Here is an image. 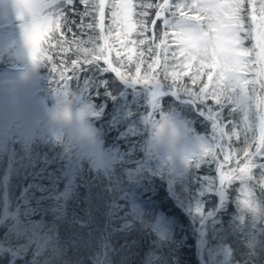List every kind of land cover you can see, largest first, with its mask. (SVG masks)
<instances>
[{"label": "trees", "instance_id": "1", "mask_svg": "<svg viewBox=\"0 0 264 264\" xmlns=\"http://www.w3.org/2000/svg\"><path fill=\"white\" fill-rule=\"evenodd\" d=\"M128 2L138 5L140 0H107L109 6ZM62 7L66 19L60 20V27L38 35L47 67L36 76L33 91L42 99L51 84L62 86L60 73L73 76L71 61L78 60L84 70L68 83L94 102L93 122L106 149L104 164L99 166L57 145L38 121L26 131L22 120H11L5 126L0 120V264H264V219L246 218L239 204L249 186L264 199L262 170L253 167L252 179L245 184L239 180L225 183L220 178V171L229 173L244 166L248 160L245 150L255 151L258 120L252 119L253 128L245 133L243 114L229 105L221 112L220 122L225 131L238 135L222 142L223 151L215 150L216 160L204 155L188 167H164L145 148L150 121L171 111L190 138L199 137L212 147L214 115L220 111L212 99L205 102L170 84L172 71H181L179 62L184 59L179 54L177 30L167 29L166 50L154 49L160 53L162 66L167 57L169 79L164 80L162 69L157 68L163 83L145 84L104 69L108 65L103 57L96 61V53L87 55L95 67L85 64L86 54L77 53L75 41H82L80 47L91 51L94 45H103L100 37L106 36L113 49L108 58L125 77L135 75L137 54L144 51L140 76L145 77L153 59L147 48L154 39L160 42L163 29L160 21L151 24L155 8L144 18L151 30L142 34L138 7L133 9L131 33L119 20L113 23L110 7L105 8L103 31L98 18L94 20V10L83 15L87 6L80 0ZM245 8V29L240 35L244 37L242 47L250 50L254 40L247 34L252 14L247 0ZM4 25L15 31L19 22L14 16ZM145 37V45L128 43ZM121 41L127 47L121 48ZM130 48L134 49L131 63L127 61ZM53 64L56 72L51 71ZM13 70L17 66L12 56L0 52V75ZM185 71L188 75L178 83L195 91L207 81L204 74L192 84L195 64ZM244 74L251 81L255 72L244 70ZM248 90L251 95V84ZM256 95H261L258 87ZM254 159L256 164L264 163V156Z\"/></svg>", "mask_w": 264, "mask_h": 264}, {"label": "snow or ice", "instance_id": "2", "mask_svg": "<svg viewBox=\"0 0 264 264\" xmlns=\"http://www.w3.org/2000/svg\"><path fill=\"white\" fill-rule=\"evenodd\" d=\"M24 4L25 9L31 18L34 30V38L38 43V33L42 30H49L55 32L60 27V20L64 17L63 5L71 7L74 0H31L30 3ZM80 2L87 6L83 15L88 16L94 10L98 18L99 27L101 31L104 29L105 8L110 7L111 17L113 23L119 20L126 25L127 32L133 31L134 25L131 17L134 14L133 9L139 8L138 15L142 18L139 23L143 33H147L151 29L148 27L146 18L149 15L148 10L155 8V18L151 21L154 26L158 21L161 22L163 29L160 42L149 44L147 53L153 56L151 63L146 69V76H140V65L144 63V51L137 54L139 63L135 66V75L125 77L122 75L118 67L112 66V60L108 57L111 55L113 49L108 44V38L102 36L104 40L103 45H94L91 51L88 48H82L80 45L82 41H75L77 53H84V63L93 65V61L87 58L88 54L96 53L94 59L99 61L101 57L104 58L108 67L104 68L110 70L118 75L121 79L136 80L145 84H162L160 73L156 72L157 68H161L164 80L169 79V69L167 65V57L165 56V64H160V53L154 52V49L164 48L166 50V38L168 37V28H174L176 32V40L179 45V54L184 59L179 62L181 71L175 70L171 73V85L182 92H188L203 98L205 102L212 99L215 105L219 107L220 111L214 115L215 121V137L214 145L209 147L207 156L213 157L216 160V149L223 151V141L231 139L233 135H238L233 130L225 131L224 126L220 122V115L223 109L229 105L233 106V110L239 109L243 114V124L245 133L253 128L252 119L258 120L259 123V140L258 145L253 152L244 151V156L248 158L243 167H237L235 170L225 173L220 171V178L223 182L231 183L233 180H239L246 183L252 179L251 169L253 167L262 170L261 175L264 176V163L256 164L255 157L264 156V0H259V4L255 0H247L251 6V25L248 29V36L254 40L252 48L244 49L242 41L244 37L240 35L244 31L245 25V4L246 0H161L159 3L148 2V0H140L138 5L131 2L128 3H113L110 6L107 0H80ZM196 12L198 15H188V12ZM259 14V18L257 16ZM167 14V15H166ZM171 17V18H170ZM93 24H88L87 27H93ZM69 31L71 29L69 28ZM63 35V34H61ZM61 43V41H57ZM148 42L147 37L141 38L138 41L132 40L128 43L145 45ZM120 47L125 48L127 45L121 41ZM134 49H128L127 61L131 63L133 59ZM253 52L255 55L253 56ZM121 53L116 51L117 60H119ZM175 56V53H173ZM51 60V57H47ZM79 62L76 59L71 61L73 69V76H65L63 71L59 75V80L63 81L62 86L69 87V81L76 79V73L84 69L78 66ZM195 64V72L191 76L193 85L201 80L202 75L206 74L207 81L199 88L198 91L193 88L178 83L183 75H188L187 69H192ZM253 65H259L257 69ZM127 67V65H124ZM244 70L254 71V78L250 81L244 74ZM52 72H56V65L53 64ZM252 85V94H249L248 85ZM257 87L260 89L261 95H256ZM255 107L258 112L254 111ZM213 111V109H212ZM237 127L233 125V128ZM231 132V135H230ZM247 140V136H245ZM229 159L225 155L224 160ZM223 168V165H219ZM264 187V180L261 181Z\"/></svg>", "mask_w": 264, "mask_h": 264}, {"label": "clouds", "instance_id": "3", "mask_svg": "<svg viewBox=\"0 0 264 264\" xmlns=\"http://www.w3.org/2000/svg\"><path fill=\"white\" fill-rule=\"evenodd\" d=\"M19 27L12 35L0 36V52L11 55L17 71L0 77V97L4 109L13 121L22 120L26 94L36 76L47 65L45 50L34 38V30L24 4L14 0ZM41 114L37 118L44 133L67 151H75L103 166L106 149L95 127L94 102L74 87L51 84L42 97ZM37 121H33L36 123ZM150 133L145 148L166 168L188 167L209 151V146L193 141L183 124L171 111L150 121ZM239 204L242 215L249 219H264V199L258 198L251 186Z\"/></svg>", "mask_w": 264, "mask_h": 264}, {"label": "rangeland", "instance_id": "4", "mask_svg": "<svg viewBox=\"0 0 264 264\" xmlns=\"http://www.w3.org/2000/svg\"><path fill=\"white\" fill-rule=\"evenodd\" d=\"M25 3H30L31 0H23ZM220 2H223V0H220ZM229 2H232V0H229ZM199 13L193 12V14L190 15H198ZM16 17L15 13V7H14V0H0V24L2 27V31L0 32V36L2 35H12L15 31L8 30L7 27H5L4 23L9 22L12 20L13 17ZM40 32L38 33V35ZM17 70H13L10 73H5L3 75H0V77L5 75H10L15 73ZM41 104L42 99L33 91V85L29 88L27 94H26V101H25V107H24V117L22 119L24 129L26 131H29L33 128L35 123L33 121H37V118L41 114ZM0 120L4 123V126L8 124L12 119L8 115L7 111L4 109L3 99L0 97ZM3 134L0 135L2 137ZM193 141L201 142V139L199 137H193L191 138Z\"/></svg>", "mask_w": 264, "mask_h": 264}]
</instances>
